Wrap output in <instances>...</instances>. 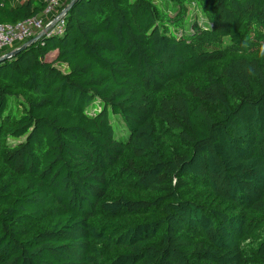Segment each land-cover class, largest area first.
Returning <instances> with one entry per match:
<instances>
[{"label":"trees","instance_id":"obj_1","mask_svg":"<svg viewBox=\"0 0 264 264\" xmlns=\"http://www.w3.org/2000/svg\"><path fill=\"white\" fill-rule=\"evenodd\" d=\"M45 7L0 0V26ZM64 22L0 63V264H264V234L242 248L264 0H78Z\"/></svg>","mask_w":264,"mask_h":264},{"label":"built area","instance_id":"obj_2","mask_svg":"<svg viewBox=\"0 0 264 264\" xmlns=\"http://www.w3.org/2000/svg\"><path fill=\"white\" fill-rule=\"evenodd\" d=\"M46 7L39 16L30 18L16 25L0 26V56L3 51L16 46H21L36 36L42 34L46 27L61 13L62 0H43ZM64 9V8H63ZM47 21H49L47 23ZM64 18L58 21L50 34H60L64 28ZM49 34V33H48Z\"/></svg>","mask_w":264,"mask_h":264},{"label":"water","instance_id":"obj_3","mask_svg":"<svg viewBox=\"0 0 264 264\" xmlns=\"http://www.w3.org/2000/svg\"><path fill=\"white\" fill-rule=\"evenodd\" d=\"M78 0H72L62 11L61 13L52 21V23L45 28L44 32L38 36H36L35 38H33L32 40H30L29 42L21 45L20 47H18L17 49H15L14 51L5 54L4 56L0 57V63L11 59L13 57H15L16 55H18L19 53H21L24 49H26L27 47L34 45L36 43H38L46 34L50 33L55 26L57 25L58 21L62 20L69 12L70 10L75 6V4L77 3Z\"/></svg>","mask_w":264,"mask_h":264},{"label":"rangeland","instance_id":"obj_4","mask_svg":"<svg viewBox=\"0 0 264 264\" xmlns=\"http://www.w3.org/2000/svg\"><path fill=\"white\" fill-rule=\"evenodd\" d=\"M14 3L20 4L25 2L24 0H13ZM231 44V40L229 38H225L222 41L221 47L226 48ZM120 130H118L119 132ZM47 222V220L45 221ZM256 231H259V233H256ZM264 234V229H259V230H251L248 233V237H246L243 242H242V248L244 249L245 252H251V250L254 249L255 245L258 243V238L263 236Z\"/></svg>","mask_w":264,"mask_h":264},{"label":"crops","instance_id":"obj_5","mask_svg":"<svg viewBox=\"0 0 264 264\" xmlns=\"http://www.w3.org/2000/svg\"><path fill=\"white\" fill-rule=\"evenodd\" d=\"M24 1H26V0H24ZM34 1H36V2H43V0H34ZM62 5H63V1H62Z\"/></svg>","mask_w":264,"mask_h":264}]
</instances>
